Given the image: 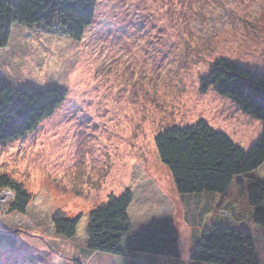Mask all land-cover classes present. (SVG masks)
<instances>
[{
    "label": "rangeland",
    "instance_id": "obj_1",
    "mask_svg": "<svg viewBox=\"0 0 264 264\" xmlns=\"http://www.w3.org/2000/svg\"><path fill=\"white\" fill-rule=\"evenodd\" d=\"M217 58L264 71V0H96L80 40L13 25L0 49V82L66 95L36 129L0 145V174L30 195L18 214L9 211L12 193L0 192V230L16 238L13 248L0 242V264H126L129 257L86 248L88 211L125 189L133 193V228L175 223L180 256L164 264H189L203 226L238 225L233 214L249 226L264 264V228L249 207L177 193L155 149L160 131L199 119L244 150L261 134V121L232 100L200 92ZM56 214L80 215L74 237L55 232Z\"/></svg>",
    "mask_w": 264,
    "mask_h": 264
},
{
    "label": "trees",
    "instance_id": "obj_2",
    "mask_svg": "<svg viewBox=\"0 0 264 264\" xmlns=\"http://www.w3.org/2000/svg\"><path fill=\"white\" fill-rule=\"evenodd\" d=\"M96 0H0V49L8 44L13 25L80 40L91 24ZM212 88L232 100L240 110L261 121L262 131L248 150L204 120L171 126L154 137L157 156L168 168L179 194L207 192L220 202L249 207L253 224L264 228V71L217 58L199 79V90ZM60 88H13L0 82V145L24 137L50 117L64 101ZM12 193L9 211L24 214L30 201L25 188L0 174V192ZM200 196V195H198ZM198 198V197H197ZM133 193L125 189L87 213L86 248L90 252L129 257L126 264H162L179 259L178 233L173 220H152L134 229L129 217ZM238 225L215 221L203 226L189 254V264H261L249 226L233 214ZM80 215L56 214L55 232L75 236ZM0 242L13 248L16 238L0 230Z\"/></svg>",
    "mask_w": 264,
    "mask_h": 264
},
{
    "label": "crops",
    "instance_id": "obj_3",
    "mask_svg": "<svg viewBox=\"0 0 264 264\" xmlns=\"http://www.w3.org/2000/svg\"><path fill=\"white\" fill-rule=\"evenodd\" d=\"M142 225H143V224H142ZM140 226H141V225H140ZM140 226H139V227H140ZM139 227H137V228H139ZM137 228H134V229H137ZM112 257H114V256H112ZM115 257H117V256H115ZM121 258H122V257H121Z\"/></svg>",
    "mask_w": 264,
    "mask_h": 264
}]
</instances>
